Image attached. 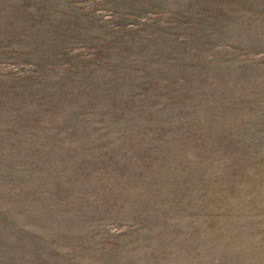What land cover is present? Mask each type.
Wrapping results in <instances>:
<instances>
[{
  "label": "rangeland",
  "instance_id": "rangeland-1",
  "mask_svg": "<svg viewBox=\"0 0 264 264\" xmlns=\"http://www.w3.org/2000/svg\"><path fill=\"white\" fill-rule=\"evenodd\" d=\"M0 264H264V0H0Z\"/></svg>",
  "mask_w": 264,
  "mask_h": 264
}]
</instances>
